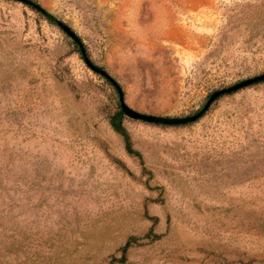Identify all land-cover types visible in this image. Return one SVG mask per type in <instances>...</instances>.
Wrapping results in <instances>:
<instances>
[{
	"label": "rangeland",
	"instance_id": "obj_1",
	"mask_svg": "<svg viewBox=\"0 0 264 264\" xmlns=\"http://www.w3.org/2000/svg\"><path fill=\"white\" fill-rule=\"evenodd\" d=\"M141 112L264 72V0H34ZM34 7L0 0V264H264V80L198 120L125 115Z\"/></svg>",
	"mask_w": 264,
	"mask_h": 264
},
{
	"label": "water",
	"instance_id": "obj_2",
	"mask_svg": "<svg viewBox=\"0 0 264 264\" xmlns=\"http://www.w3.org/2000/svg\"><path fill=\"white\" fill-rule=\"evenodd\" d=\"M16 1H20L22 3L30 5L34 7L35 9L39 10L46 17L53 19L61 27V29L78 44L81 50V53L84 57L85 63L94 72L105 76L107 79H109L113 83L114 87L116 88L118 92L119 103H120L123 113L133 119H139V120L146 121V122L160 123V124H166V125H179V124H186V123L194 122L198 120L199 118H201L209 110L210 106L214 103V101L217 98L221 97L222 95L231 93V92H236L240 89H243L244 87L253 85L254 83L264 80V72H262V73L244 78L242 80H239L231 85L216 89L210 94V96L208 97L203 107H201L197 112L191 115H188V116L173 117V116H164V115H156V114L141 112L139 110L132 108L126 103L124 92L121 86L105 69L93 63V61L88 57L86 53V49H85V46L81 38L77 35V33L69 25H67L65 22L60 20L54 13L44 8L42 5H40L34 0H16Z\"/></svg>",
	"mask_w": 264,
	"mask_h": 264
},
{
	"label": "trees",
	"instance_id": "obj_3",
	"mask_svg": "<svg viewBox=\"0 0 264 264\" xmlns=\"http://www.w3.org/2000/svg\"><path fill=\"white\" fill-rule=\"evenodd\" d=\"M38 11H39V10H38ZM46 18H47V20H48L49 22H51V23H54V22H55L53 19H51V18H49V17H46ZM73 43L76 45V47H77V51H78V52L81 54V56L83 57V55H82V53H81V50H80L78 44H77L75 41H74ZM83 58H84V57H83ZM100 75H101V74H100ZM101 76H102L103 78H105V80L107 81V83L113 85V83H112L109 79H107V78H106L105 76H103V75H101ZM260 82H261V81H260ZM257 83H259V82H257ZM254 84H256V83H254ZM113 86H114V85H113ZM231 93H234V92H231ZM228 94H230V93H228ZM219 98H220V97H219ZM219 98H217V99H219ZM217 99H216V100H217ZM216 100H215V101H216ZM124 117H125V114L123 113V111H122V109H121V106H120V103H119L117 110L115 111V113H114V114L112 115V117H111V125H112L113 129L123 137V140H124V143H125V146H126L127 151L130 152V153L135 154L136 151L134 150V148H133V146H132V142H131L130 135H129L127 129L125 128L124 124H123V119H124Z\"/></svg>",
	"mask_w": 264,
	"mask_h": 264
}]
</instances>
